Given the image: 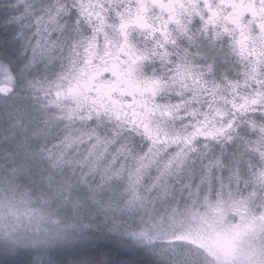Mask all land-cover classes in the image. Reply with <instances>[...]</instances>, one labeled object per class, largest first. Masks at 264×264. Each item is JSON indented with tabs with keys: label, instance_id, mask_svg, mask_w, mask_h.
Here are the masks:
<instances>
[{
	"label": "rangeland",
	"instance_id": "obj_1",
	"mask_svg": "<svg viewBox=\"0 0 264 264\" xmlns=\"http://www.w3.org/2000/svg\"><path fill=\"white\" fill-rule=\"evenodd\" d=\"M105 48L98 53L93 43L90 52L65 54L53 78L28 84L31 96L43 97L40 110L50 109L64 122L60 148H19L6 124L16 129L34 119L27 106L19 111L14 102L1 101L9 114L0 118V147L15 150L20 167L13 177L20 185L5 181L0 190V245L17 250L60 245L82 232L74 227L83 215L77 209L114 199L133 217L126 219L127 235L151 256L150 264H264V132L229 150L253 155L255 167L248 171L246 158L218 163V153L186 142L180 116L173 123L171 116L149 115L151 106L143 107L147 82ZM102 73H109L105 80ZM119 76H136L144 88L134 106L124 99L134 96L130 83L121 84ZM5 86L10 90L0 97L14 92V83L0 84ZM101 118L112 124L106 132L111 139L98 134L94 119ZM125 138L139 140L140 147ZM135 218L145 219L129 229Z\"/></svg>",
	"mask_w": 264,
	"mask_h": 264
},
{
	"label": "snow or ice",
	"instance_id": "obj_2",
	"mask_svg": "<svg viewBox=\"0 0 264 264\" xmlns=\"http://www.w3.org/2000/svg\"><path fill=\"white\" fill-rule=\"evenodd\" d=\"M10 8L2 23L13 27L24 69L106 45L147 82L149 115L173 123L180 116L186 142L218 153V163L232 162L230 149L264 132V0H14ZM14 82L0 60V84ZM125 99L134 106L139 97ZM6 255L2 264H17L21 253ZM69 255L72 264H125L100 245Z\"/></svg>",
	"mask_w": 264,
	"mask_h": 264
},
{
	"label": "trees",
	"instance_id": "obj_3",
	"mask_svg": "<svg viewBox=\"0 0 264 264\" xmlns=\"http://www.w3.org/2000/svg\"><path fill=\"white\" fill-rule=\"evenodd\" d=\"M13 2L14 0H0V60L11 65V71L15 77L14 92L9 96L0 97V104L3 100L14 102L16 106H21L19 111H21L22 106H27L30 113L29 115L31 116L29 120L34 119V123H29V121L21 122L16 129H13L8 121L6 130L19 141V148L21 144H24L25 147L33 145L35 149L39 148L40 150H47L51 147L60 148L63 145L61 139L66 133L64 122L59 121L50 109L40 110L39 105H41L40 102L43 97L31 96L32 93L28 90V84L33 80L53 78L61 69L62 60H56L53 64L49 65L47 69L43 64L32 69H24V59L19 57V42H13L12 40L13 27L5 26L2 23L3 19L14 11L10 8ZM21 69H23L22 73ZM2 110L0 108V118H3L5 114H9V110L5 113L2 112ZM11 110H14L13 107ZM94 120L95 126L99 127V129H97L98 134L105 136L106 139H111L112 137L106 132L112 128V124L102 118L100 120ZM52 124H54V126ZM251 136L253 135L250 134L249 137ZM117 142L116 140L110 143ZM125 142L135 147H140L141 144L139 140L133 138H125L124 143ZM8 147L9 146L0 147V190H2L4 186L3 182L5 181L14 183L12 185H20V182H17L13 177V175H16V172L19 171V161L14 159L15 150ZM234 158L240 160H245L246 158L250 165L248 171L258 164L254 156L248 153L245 157L239 154ZM123 205V201L120 205L119 201L116 202V200L113 199L107 202L98 201L93 205H89V207L77 209L76 212L83 214L74 219L76 223L74 227L82 231L80 234H74L67 238H63L61 239L62 244L52 248L19 250L21 255L15 257L17 264L28 261L29 258L35 261V264H46V262L49 261L51 264H65V261H67V264H72L73 256L69 255V253L76 252L77 250L79 252H84L88 250L90 246L95 245L119 251L125 264H150L151 256H149L143 248L135 244L132 236L127 235L129 231L125 229L124 225L129 223L126 219L128 220L133 217L126 215L122 211ZM92 211L94 213H92ZM96 212L98 215L95 214ZM104 217L109 220V225H107V221ZM138 219L141 221V219L145 218H135L134 222H130L131 225H129L128 228H133L135 230V227L137 228V225L141 223L139 221V223L136 224ZM102 220L104 222H101ZM121 220L124 222L123 225L121 224ZM155 220L157 219H149V221L152 222ZM132 231L133 230H131V232ZM5 248L9 250L8 247L0 245V257L8 259L9 257L6 255L8 251H4ZM0 264H2V261H0Z\"/></svg>",
	"mask_w": 264,
	"mask_h": 264
},
{
	"label": "flooded vegetation",
	"instance_id": "obj_4",
	"mask_svg": "<svg viewBox=\"0 0 264 264\" xmlns=\"http://www.w3.org/2000/svg\"><path fill=\"white\" fill-rule=\"evenodd\" d=\"M135 77L134 76H130V77L119 76V77H117V79L118 80L120 79L119 81H120L121 84L130 83V86H131V89H132V92H133V95H134L133 97L134 98L135 97H139V99H141V97L144 94V88H142V86L137 84V80H135ZM106 78H107V75L102 73L100 79L105 80ZM147 91L149 92L150 89H148Z\"/></svg>",
	"mask_w": 264,
	"mask_h": 264
}]
</instances>
